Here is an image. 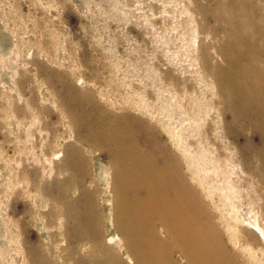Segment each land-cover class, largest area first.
<instances>
[{
	"label": "rangeland",
	"instance_id": "1",
	"mask_svg": "<svg viewBox=\"0 0 264 264\" xmlns=\"http://www.w3.org/2000/svg\"><path fill=\"white\" fill-rule=\"evenodd\" d=\"M236 2L233 19L229 0H0V264L103 260L73 239L87 194L100 240L119 235L115 129L175 164L233 264H264V143L215 80L238 35L264 33V0ZM65 181L78 221L54 200Z\"/></svg>",
	"mask_w": 264,
	"mask_h": 264
},
{
	"label": "bare ground",
	"instance_id": "2",
	"mask_svg": "<svg viewBox=\"0 0 264 264\" xmlns=\"http://www.w3.org/2000/svg\"><path fill=\"white\" fill-rule=\"evenodd\" d=\"M236 1L229 0L233 19L240 14ZM252 3L246 9L251 15L249 23L256 30ZM244 33L236 37L235 44L242 48L238 47V57H224L230 69L216 68L215 80L225 84L226 101L247 121L243 122L245 125L259 132L264 143V52L258 47L264 43V33L258 40H252L253 34ZM107 135L105 140L114 150L112 192L117 239L107 240L108 245L100 240V218L93 212L90 194L86 196L84 223L78 221L77 205L66 193L70 182L57 187L54 199L63 204L65 216L78 221L73 241H93L96 251L101 253L102 261L90 252L92 261L88 264H180L174 260V252L181 255L182 264H233L219 233L207 224L203 204L182 181L175 164L165 160L148 138H138L132 131L115 129ZM262 164L264 168V158ZM74 173L80 178L82 172ZM258 230L264 239V230ZM248 236L258 239L251 231ZM76 259L75 264H84L81 257Z\"/></svg>",
	"mask_w": 264,
	"mask_h": 264
}]
</instances>
